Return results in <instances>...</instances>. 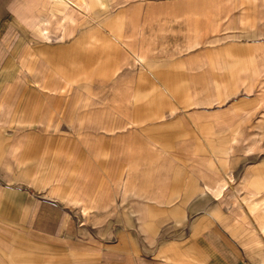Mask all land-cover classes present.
I'll return each instance as SVG.
<instances>
[{
  "label": "crops",
  "instance_id": "crops-1",
  "mask_svg": "<svg viewBox=\"0 0 264 264\" xmlns=\"http://www.w3.org/2000/svg\"><path fill=\"white\" fill-rule=\"evenodd\" d=\"M0 264H264V0H0Z\"/></svg>",
  "mask_w": 264,
  "mask_h": 264
}]
</instances>
